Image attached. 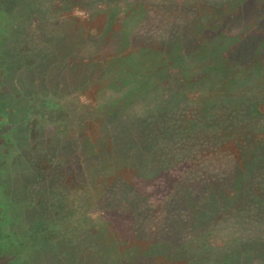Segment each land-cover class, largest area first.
I'll return each mask as SVG.
<instances>
[{
	"label": "trees",
	"instance_id": "16d2710c",
	"mask_svg": "<svg viewBox=\"0 0 264 264\" xmlns=\"http://www.w3.org/2000/svg\"><path fill=\"white\" fill-rule=\"evenodd\" d=\"M43 2L66 264H264V0Z\"/></svg>",
	"mask_w": 264,
	"mask_h": 264
},
{
	"label": "rangeland",
	"instance_id": "374dc122",
	"mask_svg": "<svg viewBox=\"0 0 264 264\" xmlns=\"http://www.w3.org/2000/svg\"><path fill=\"white\" fill-rule=\"evenodd\" d=\"M8 1L3 5L5 0H0V97L7 98V106L0 113V176L4 179L0 182V228L8 235L4 248L8 255L21 258L17 247L23 243L18 249L25 257L19 264H66L68 243L62 241L63 232L86 212L82 205L78 207L79 216L74 211L73 203L76 207L79 204L66 181L57 188L53 161L58 154L51 146L61 120L37 100L44 88L51 93L54 90L50 81L45 87L39 71L49 64L44 52L65 21L50 2ZM76 15L84 17L82 12ZM59 199L61 211L57 209ZM68 211L75 216L67 218ZM54 225L58 229L51 227ZM31 250L41 254L38 258L42 262L30 261Z\"/></svg>",
	"mask_w": 264,
	"mask_h": 264
},
{
	"label": "flooded vegetation",
	"instance_id": "af4514ba",
	"mask_svg": "<svg viewBox=\"0 0 264 264\" xmlns=\"http://www.w3.org/2000/svg\"><path fill=\"white\" fill-rule=\"evenodd\" d=\"M7 1V2H6ZM9 3V1L8 0H5V2L3 3V5L4 4H8ZM1 52H3V51H1ZM1 56V55H0ZM17 98V97H16ZM6 100H7V98L6 97H4V96H2V97H0V113H2V112H4V108L7 106V102H6ZM8 134L6 133V136H7ZM0 136H1V134H0ZM4 179H2V177L0 176V182L1 181H3ZM5 193V192H4ZM3 193V194H4ZM10 212V211H9ZM10 213H15L14 211H11ZM16 214V213H15ZM18 214V213H17ZM7 219H9V218H7ZM10 220V219H9ZM11 220L12 221H14V219L13 218H11ZM11 221V222H12ZM2 230H1V228H0V233L2 234V232H1ZM0 234V243L2 242V244H0V264H17V262H18V264L20 263V259L21 258H23V257H25V255H24V253L22 254V250H20V249H18L21 245H23V243L21 242V244L19 243V245H18V247H17V251L19 252V254H20V256H21V258H19V256L18 255H8V252H6V248H4L5 247V243L3 242L5 239H7V233H4V234H2L1 235ZM26 247V246H25ZM3 248H4V250H3ZM32 251V250H31ZM33 252V254L32 255H30L28 258L30 259V261L33 259V260H35V259H39V260H37V261H39V262H42V258H38V257H41V254L40 253H34V251H32ZM44 254V253H43ZM15 256H17V257H15ZM22 260V259H21Z\"/></svg>",
	"mask_w": 264,
	"mask_h": 264
}]
</instances>
